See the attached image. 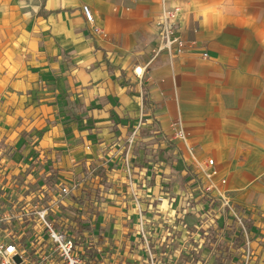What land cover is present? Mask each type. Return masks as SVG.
Instances as JSON below:
<instances>
[{"label":"crops","instance_id":"obj_1","mask_svg":"<svg viewBox=\"0 0 264 264\" xmlns=\"http://www.w3.org/2000/svg\"><path fill=\"white\" fill-rule=\"evenodd\" d=\"M163 5L182 10L179 35L196 45L152 59ZM0 149L16 199L81 183L58 214L100 264L138 263V207L150 232L181 239L202 223L189 168L211 159L254 219L250 264H264V0H0Z\"/></svg>","mask_w":264,"mask_h":264},{"label":"built area","instance_id":"obj_2","mask_svg":"<svg viewBox=\"0 0 264 264\" xmlns=\"http://www.w3.org/2000/svg\"><path fill=\"white\" fill-rule=\"evenodd\" d=\"M81 10L91 32L101 34L102 31L94 23L90 8L84 5ZM181 12L178 6L167 8L163 5L159 39L152 59L162 52H166L169 58L180 56L187 47L193 48L196 45L195 41L185 42L179 35L176 21L179 20ZM202 56L208 57L206 53ZM137 130L138 128L128 137L127 150L133 144ZM172 138L185 140L186 136L180 125H176ZM194 163L195 170L202 180L199 189L211 199L207 203V210L202 213L203 222L194 226L193 230L184 231L183 237L179 239L175 226L150 232V220L138 207L134 238L138 247L136 250L141 256L138 263H127L120 258L121 263L250 264L252 250L250 235L244 227V213H238L221 190L225 179L215 181L218 171L213 160L208 159L201 163L194 160ZM80 186L81 183L74 180L70 183L60 181L52 186L49 194L39 189L36 192L28 191L26 196L22 195L16 199L13 207L0 204V264H100L92 252L91 244L83 241L87 237L81 226L77 223L69 226L58 214L60 207L67 203L70 196L84 197V193L78 191ZM188 201L192 202L193 197L189 196ZM221 217L234 221V232L230 238L226 237L225 233L231 226L217 224ZM237 229L242 230L244 238L240 247L233 244ZM203 252L206 254L203 255Z\"/></svg>","mask_w":264,"mask_h":264},{"label":"trees","instance_id":"obj_3","mask_svg":"<svg viewBox=\"0 0 264 264\" xmlns=\"http://www.w3.org/2000/svg\"><path fill=\"white\" fill-rule=\"evenodd\" d=\"M144 104H146L147 105V100H145L144 101ZM191 167V166H190ZM193 168V169H192ZM190 169V174H189V176L191 175L192 176V181L194 182V183H196V184H198V185H200L201 186V184H202V180L199 178V176H198V174H197V172H196V170L194 169V167L192 166L191 168H189ZM206 201H211V199L210 198H206L205 199ZM212 206H215V205H212ZM234 208H235V210L238 212V213H240L241 215L244 213V209H242V208H240L239 206H236V205H234ZM231 227L229 228V230H228V232H230V233H233L234 232V221H233V219H231ZM244 227H245V229H246V232L248 233V234H250V233H253V226H254V224H255V222H254V219L253 220H251L249 217H248V219H244ZM236 232H237V236L235 237V239H234V243H235V245H242L243 243H244V238H243V233H242V230H240V229H237L236 230Z\"/></svg>","mask_w":264,"mask_h":264},{"label":"rangeland","instance_id":"obj_4","mask_svg":"<svg viewBox=\"0 0 264 264\" xmlns=\"http://www.w3.org/2000/svg\"><path fill=\"white\" fill-rule=\"evenodd\" d=\"M2 152L3 150L0 149ZM4 165L0 166V169L2 171H4ZM4 181L3 180V176H1L0 178V204L1 205H5L7 207H13L16 204V198L15 195L16 193L14 192L13 186L11 185V187H5L4 186ZM31 185L29 186V189L31 190ZM6 194L7 197H5V201L4 199V195Z\"/></svg>","mask_w":264,"mask_h":264}]
</instances>
